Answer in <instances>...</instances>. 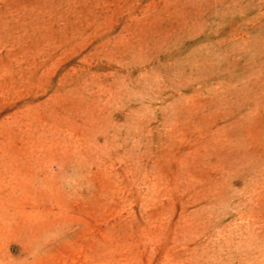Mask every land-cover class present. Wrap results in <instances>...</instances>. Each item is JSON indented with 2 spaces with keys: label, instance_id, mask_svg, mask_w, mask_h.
<instances>
[{
  "label": "rangeland",
  "instance_id": "rangeland-1",
  "mask_svg": "<svg viewBox=\"0 0 264 264\" xmlns=\"http://www.w3.org/2000/svg\"><path fill=\"white\" fill-rule=\"evenodd\" d=\"M0 264H264V0H0Z\"/></svg>",
  "mask_w": 264,
  "mask_h": 264
}]
</instances>
